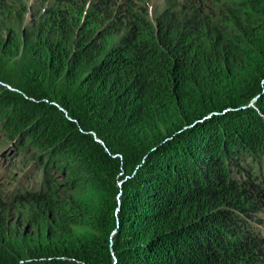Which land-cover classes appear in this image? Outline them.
Wrapping results in <instances>:
<instances>
[{
    "label": "trees",
    "instance_id": "16d2710c",
    "mask_svg": "<svg viewBox=\"0 0 264 264\" xmlns=\"http://www.w3.org/2000/svg\"><path fill=\"white\" fill-rule=\"evenodd\" d=\"M3 57L0 264H264V0H0Z\"/></svg>",
    "mask_w": 264,
    "mask_h": 264
},
{
    "label": "rangeland",
    "instance_id": "374dc122",
    "mask_svg": "<svg viewBox=\"0 0 264 264\" xmlns=\"http://www.w3.org/2000/svg\"><path fill=\"white\" fill-rule=\"evenodd\" d=\"M41 0H22L23 4L33 5L36 8ZM183 2L184 0H178ZM215 2L216 0H211ZM152 16L163 10L166 0H147ZM32 12V10H31ZM26 14V22L30 20L32 13ZM0 68L3 82L0 81V92L2 88L10 89L16 84L18 78L19 61L17 59L0 58ZM5 81V82H4ZM12 84H10V83ZM9 83V84H7ZM9 140H4L0 135V208L10 221V226L19 230L25 229L27 216V205H21L14 199H9L15 190L25 187L27 190L37 189L41 180V173L33 174V163H29V156L21 155L12 149ZM55 175V173H54ZM39 189V188H38ZM64 195L59 193L60 198ZM264 226V225H263Z\"/></svg>",
    "mask_w": 264,
    "mask_h": 264
}]
</instances>
